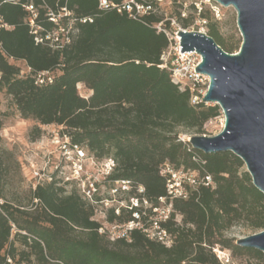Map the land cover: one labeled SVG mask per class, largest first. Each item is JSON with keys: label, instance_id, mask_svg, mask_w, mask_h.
Returning <instances> with one entry per match:
<instances>
[{"label": "trees", "instance_id": "trees-1", "mask_svg": "<svg viewBox=\"0 0 264 264\" xmlns=\"http://www.w3.org/2000/svg\"><path fill=\"white\" fill-rule=\"evenodd\" d=\"M183 2L175 5L183 28L193 18L191 13L181 15L185 8L205 20L206 33L233 53L236 47L224 41L214 24H208L206 11L198 9L194 0L185 7ZM29 4L37 12L35 25L45 29L54 27L49 11L57 14L62 7L75 18L92 20H76L78 31L71 42L53 49L35 43L27 21ZM0 16L13 25L10 30L0 29V91L11 97L22 118L37 122L30 131L31 141L40 138L42 126L55 125L59 136H68L70 145L81 147L87 155L98 161L114 159L109 179L129 180L131 195L143 186L152 206L166 196L165 178L159 173L166 161L211 178L207 186L189 188L186 199L171 200V214L163 223L173 235L170 247L148 239L138 229L129 241H112L97 231L100 224L92 219L93 206L75 188L66 191L54 174L50 181L30 188L27 203L17 195L6 198L14 160L11 150L1 148L0 116V264H220L212 251L215 245L264 264L263 252L223 235L237 222L264 229V194L252 184L244 162L231 151L204 153L178 136V127L203 134L221 109L204 101L192 104L190 92L180 90L168 70L159 66L170 41L155 25L162 21L168 30V20L159 12L135 20L125 11L100 10L98 0H0ZM10 56L25 60L32 71L20 76ZM42 70L51 71L53 77L38 86L33 74ZM80 83L91 90L87 97L79 94ZM137 209H122L119 215L109 209L107 219L127 221ZM11 224L16 231L12 232Z\"/></svg>", "mask_w": 264, "mask_h": 264}, {"label": "built area", "instance_id": "built-area-1", "mask_svg": "<svg viewBox=\"0 0 264 264\" xmlns=\"http://www.w3.org/2000/svg\"><path fill=\"white\" fill-rule=\"evenodd\" d=\"M164 1L124 0L120 4H115L108 0H98V8L100 10L116 9L118 12L125 11L129 17L140 20L145 14L157 12L158 7ZM168 1L180 2V0ZM187 1L184 0V6ZM196 7L199 9L197 5ZM26 9L29 11L27 21L31 27L30 32L33 34L35 43L45 44L53 49L61 48L71 42L73 36L78 31L74 26L76 20L82 23L92 20L90 17L75 18L66 7H62L57 14L49 11V19L53 21L54 27L45 29L34 23V19L37 16L35 7L29 4L26 6ZM181 15H185L184 11ZM171 20L174 21L173 19ZM12 28L13 25L5 22L2 16H0V29L10 30ZM155 28L163 32L170 43L172 39H174L175 43L173 51H167L166 49L162 52L160 56L162 63L159 66L168 70L171 82L177 85L180 90H188L190 92V102L192 104L203 101L202 97L207 90L209 77L194 71V67L200 62V56L196 52L181 53L176 32L175 37L170 35L162 24V21L157 23ZM191 54H195L198 60L195 63L189 64L188 56ZM9 61L17 65L19 63L23 64V67L20 68V76L29 74L32 71L31 67L23 59L17 60L10 56ZM33 77L35 84L40 86L51 82L53 73L42 70L35 72ZM222 120L224 122V118ZM57 137L56 146L58 147L59 155L52 162L51 170L46 171L44 168H40L33 171L36 184L50 181L54 174L65 186L71 185L72 187L73 185L82 198L93 206L92 219L100 224L97 231L100 234H105L112 241L121 238L129 241L131 239V232L138 229L148 239L170 247L173 244V235L166 230L163 223L171 214V200L186 199L189 194V188H195L199 184L207 186L211 183L209 175L197 176L194 170L175 168L166 161L161 165L159 170V173L165 178L166 196L159 198L157 206H152L143 195V186L138 185L135 188V195H131L128 193L131 189V182L129 180L117 179L111 181L109 179L115 168L114 159L106 158L98 161L92 156L87 155L81 147L75 144L70 145L68 136L58 135ZM104 186L105 190L102 191L101 188ZM2 203L3 199L0 198V205ZM133 207H137L138 209L132 212V219L122 222L116 220L112 222L108 221L107 213L109 209H112L114 214L119 215L122 209H131ZM97 215L104 217L103 222L95 217ZM11 229L12 232L17 230L14 224H11ZM21 232L25 233L24 231ZM217 250L215 249L216 252ZM7 261L11 263L10 258H7Z\"/></svg>", "mask_w": 264, "mask_h": 264}, {"label": "water", "instance_id": "water-1", "mask_svg": "<svg viewBox=\"0 0 264 264\" xmlns=\"http://www.w3.org/2000/svg\"><path fill=\"white\" fill-rule=\"evenodd\" d=\"M215 1L233 6L242 41L229 53L204 31L176 30L179 51L196 52L200 62L194 71L209 77L202 100L217 104L224 116L217 134H194L187 142L204 153H234L264 194V0ZM235 243L264 253V229Z\"/></svg>", "mask_w": 264, "mask_h": 264}, {"label": "rangeland", "instance_id": "rangeland-1", "mask_svg": "<svg viewBox=\"0 0 264 264\" xmlns=\"http://www.w3.org/2000/svg\"><path fill=\"white\" fill-rule=\"evenodd\" d=\"M194 1L199 8L205 10L207 15H209V21H207L208 24H214L224 41L227 44L236 47L233 51L236 52L240 47L242 36L236 24V11L233 6L222 5L215 0ZM188 2L189 0L186 4ZM177 4L178 3L165 0L160 4L157 10L165 20L170 22V29H168V32L174 37L176 30L178 28H183L182 21L177 18V8L175 6ZM184 13H191L193 15L192 21L187 28L184 29L207 32L208 28L205 20L199 18L197 14L192 13V11H187L185 8ZM174 46V39H172L167 51H173ZM197 60L198 57L195 54L188 56L189 64L195 63ZM18 66L19 68H22L23 64L19 63ZM77 90L80 95L85 97L91 94V90L81 83L77 85ZM207 104L215 103L208 102ZM0 116L3 122L1 128V148L11 150L14 160L6 188V198L10 199L13 195H17L22 198L24 203H27L30 196L29 190L34 187V184H36L33 171L40 168H44L46 171L51 170V166L53 165L52 162H54L59 155L58 147L56 146L58 128L55 125H44L42 126V135L40 138L31 141L30 131L37 122L30 118H22L12 102L11 97L8 96L4 90L0 91ZM223 118L224 116L221 111L218 116L212 118L206 124V127L203 130L204 133L201 135L212 136L217 134L222 129V124L224 123L222 120ZM177 131L178 136L184 140H187L191 135L198 134L195 133V130L193 129H186L183 127H178ZM244 168L246 169L245 165ZM194 172L198 176V172ZM65 188L66 191H69L71 188H74V186L72 185L71 187V185H67ZM101 190L104 191L105 186L102 187ZM28 207H30V204ZM95 217L101 222L104 220L102 215H97ZM180 219L181 216L176 214L175 220L180 222ZM258 231L260 230L252 229L245 223L237 222L224 232L223 235L228 238H233L235 242L237 238L245 237ZM15 245L19 248L23 247L19 242H16ZM214 248L219 249L222 252L219 253L216 252L215 249H212L220 264H260L257 259L250 255H235L230 249L222 248L219 245H215Z\"/></svg>", "mask_w": 264, "mask_h": 264}, {"label": "bare ground", "instance_id": "bare-ground-1", "mask_svg": "<svg viewBox=\"0 0 264 264\" xmlns=\"http://www.w3.org/2000/svg\"><path fill=\"white\" fill-rule=\"evenodd\" d=\"M217 252L222 253V252H220V251H217Z\"/></svg>", "mask_w": 264, "mask_h": 264}]
</instances>
